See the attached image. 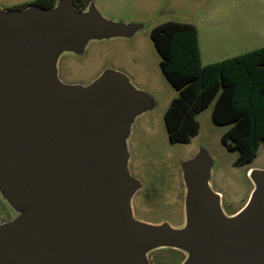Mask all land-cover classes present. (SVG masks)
Instances as JSON below:
<instances>
[{
	"label": "water",
	"instance_id": "95a60500",
	"mask_svg": "<svg viewBox=\"0 0 264 264\" xmlns=\"http://www.w3.org/2000/svg\"><path fill=\"white\" fill-rule=\"evenodd\" d=\"M149 23L104 15L95 0L0 5V264H264V168H251L246 203L226 214L212 188L214 159L199 146L179 160L183 220L137 218L129 139L155 99L123 71L86 83L59 76L63 55L92 41L131 38Z\"/></svg>",
	"mask_w": 264,
	"mask_h": 264
},
{
	"label": "rangeland",
	"instance_id": "374dc122",
	"mask_svg": "<svg viewBox=\"0 0 264 264\" xmlns=\"http://www.w3.org/2000/svg\"><path fill=\"white\" fill-rule=\"evenodd\" d=\"M16 0H0L3 7ZM99 10L113 19L147 21L149 25L131 38L92 41L78 59H68L73 76H96L103 68L123 71L156 102L153 110L138 116L132 125L129 147L130 170L142 181L134 195V215L158 222L166 219L172 225L183 220V184L179 160L194 154L199 146L208 149L214 159L212 188L220 193L226 214L238 211L247 201L253 185L248 177L251 168H264V141L255 157L236 164L238 151L228 149L222 134L229 124L212 120L213 102L195 118L198 132L187 142H170L164 123V112L178 90L162 72L161 59L150 36L158 23L179 20L193 23L198 31L203 63L244 53L264 46V0H95ZM64 75V72H63ZM183 254L161 249L150 254L152 264H177Z\"/></svg>",
	"mask_w": 264,
	"mask_h": 264
},
{
	"label": "trees",
	"instance_id": "16d2710c",
	"mask_svg": "<svg viewBox=\"0 0 264 264\" xmlns=\"http://www.w3.org/2000/svg\"><path fill=\"white\" fill-rule=\"evenodd\" d=\"M53 1L35 0L42 6ZM79 1L83 6L86 0ZM150 36L162 72L178 90L163 115L169 141H189L199 129L195 115L213 102L212 120L229 124L221 142L238 151L236 164L251 161L264 141V46L203 63L193 23L167 20L153 26Z\"/></svg>",
	"mask_w": 264,
	"mask_h": 264
},
{
	"label": "flooded vegetation",
	"instance_id": "af4514ba",
	"mask_svg": "<svg viewBox=\"0 0 264 264\" xmlns=\"http://www.w3.org/2000/svg\"><path fill=\"white\" fill-rule=\"evenodd\" d=\"M35 2V0H32L30 2H25V3H21V4H15L14 6L11 7H15L16 5H27L29 3ZM81 1L79 0H74V3L78 4V7H83L88 0L85 1V4L83 6H81L80 3ZM37 3V2H35ZM67 58L68 59H78L79 57L76 55H71V54H67V55H63L60 60H59V76L63 81L66 82H81V83H86L88 82L90 79H92L93 77H86V78H77L75 76L72 75L73 72H71L70 67L69 68H65L67 67ZM64 72V75H63ZM11 217V213L8 210V208L6 207V205L3 203V201L0 199V223H2L3 221H6L8 219H10Z\"/></svg>",
	"mask_w": 264,
	"mask_h": 264
},
{
	"label": "crops",
	"instance_id": "0c3cea01",
	"mask_svg": "<svg viewBox=\"0 0 264 264\" xmlns=\"http://www.w3.org/2000/svg\"><path fill=\"white\" fill-rule=\"evenodd\" d=\"M32 0H16L14 1L15 4H21V3H25V2H30ZM225 58V57H224ZM223 59V58H222ZM215 61V60H214ZM212 61V62H214ZM217 61V60H216ZM203 62V61H202ZM208 63H211V62H208Z\"/></svg>",
	"mask_w": 264,
	"mask_h": 264
}]
</instances>
